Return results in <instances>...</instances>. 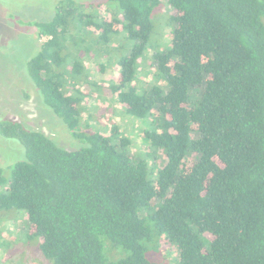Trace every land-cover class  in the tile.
<instances>
[{"label": "trees", "instance_id": "trees-1", "mask_svg": "<svg viewBox=\"0 0 264 264\" xmlns=\"http://www.w3.org/2000/svg\"><path fill=\"white\" fill-rule=\"evenodd\" d=\"M27 24L46 37L27 73L85 143L0 117L25 148L0 166V208L26 212L46 258L172 264L174 246V264H264V0H60ZM89 59L115 65L108 84ZM93 95L140 123L144 152L120 124L101 128Z\"/></svg>", "mask_w": 264, "mask_h": 264}, {"label": "rangeland", "instance_id": "rangeland-1", "mask_svg": "<svg viewBox=\"0 0 264 264\" xmlns=\"http://www.w3.org/2000/svg\"><path fill=\"white\" fill-rule=\"evenodd\" d=\"M59 1L0 0V117L21 121L30 129L44 132L62 147L75 149L85 143L75 138L66 123L45 104L27 73L29 59L37 53L42 41L46 39L39 36L38 29L27 22L53 18ZM163 9L166 14L173 12L167 7ZM169 32L170 28L164 26L162 32L155 37L156 41H170ZM89 62L94 82L108 84L115 76L113 63L108 62L105 69L99 70L96 60L89 59ZM148 64L149 62L144 63L146 70L150 68ZM142 71V78L146 77L145 70ZM93 101L100 103L97 102L96 95L90 100L91 103ZM91 112L93 118L101 124V128L107 127V123L120 124L125 134L133 139V150L144 152L146 147L140 136L142 127L137 120L122 113L119 107L113 110L99 105ZM88 114L85 111L83 116L88 117ZM10 142L0 135V166L6 170L5 174H8L6 168L9 165L25 158V148ZM25 215L24 210L0 208V264H52L40 249L39 240L27 237L29 226ZM165 249V252H161L162 257L165 255L164 259L174 264L173 257H177L175 247ZM106 254L109 255L107 247Z\"/></svg>", "mask_w": 264, "mask_h": 264}]
</instances>
